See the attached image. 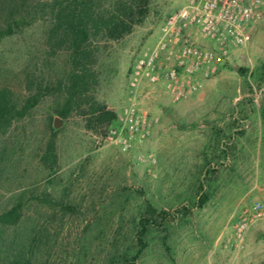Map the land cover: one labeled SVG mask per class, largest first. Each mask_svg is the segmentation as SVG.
<instances>
[{
	"label": "rangeland",
	"instance_id": "obj_1",
	"mask_svg": "<svg viewBox=\"0 0 264 264\" xmlns=\"http://www.w3.org/2000/svg\"><path fill=\"white\" fill-rule=\"evenodd\" d=\"M183 3L154 0L129 35L93 41L95 95L108 110L119 115L129 103V69ZM49 25L37 20L0 41V88L18 102L69 67V51L52 53L47 43ZM251 36L186 99L172 103L161 88L142 86L137 102L157 121L129 150L107 138L116 124L90 129L78 113L60 118L59 94L14 121L0 137V214L20 205L21 215L0 225V262L264 264V214L257 216L264 213V8ZM50 142L51 167L42 159ZM147 203L168 216L163 227L148 228L142 247L137 231Z\"/></svg>",
	"mask_w": 264,
	"mask_h": 264
},
{
	"label": "trees",
	"instance_id": "obj_2",
	"mask_svg": "<svg viewBox=\"0 0 264 264\" xmlns=\"http://www.w3.org/2000/svg\"><path fill=\"white\" fill-rule=\"evenodd\" d=\"M154 0H38L26 5V0H2L4 15L0 25V41L22 31L37 20L49 19L47 43L52 53L62 49L69 51V67L52 85H46L22 102L12 96L10 90L0 88V137L12 123L23 119L47 94H59L63 101L57 110L60 118L72 113L85 117L86 127L116 124L117 114L107 109L97 99L95 87L97 55L93 41L98 37L106 41H119L141 25L149 16ZM130 72V69H129ZM43 162L55 163L53 143L46 146ZM20 205L0 214L1 226H12L20 218ZM168 213L147 203L139 219L137 241L143 247V237L149 227H163ZM0 264H32L29 259L17 256Z\"/></svg>",
	"mask_w": 264,
	"mask_h": 264
},
{
	"label": "built area",
	"instance_id": "obj_3",
	"mask_svg": "<svg viewBox=\"0 0 264 264\" xmlns=\"http://www.w3.org/2000/svg\"><path fill=\"white\" fill-rule=\"evenodd\" d=\"M263 8L264 0H184L165 17L153 44L130 68L132 97L107 138L123 151L142 143L157 120L140 108L137 91L144 85L159 87L172 103L195 94L234 50L251 42L252 27L261 20ZM259 208L257 204L255 209ZM257 211V216L264 214ZM245 226L242 222L236 228L241 231Z\"/></svg>",
	"mask_w": 264,
	"mask_h": 264
},
{
	"label": "water",
	"instance_id": "obj_4",
	"mask_svg": "<svg viewBox=\"0 0 264 264\" xmlns=\"http://www.w3.org/2000/svg\"><path fill=\"white\" fill-rule=\"evenodd\" d=\"M60 125H61V122H60L59 118H55L54 123H53L54 128H59Z\"/></svg>",
	"mask_w": 264,
	"mask_h": 264
}]
</instances>
